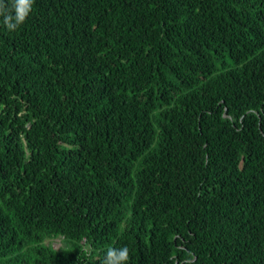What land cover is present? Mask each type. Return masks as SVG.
Segmentation results:
<instances>
[{"label":"trees","instance_id":"1","mask_svg":"<svg viewBox=\"0 0 264 264\" xmlns=\"http://www.w3.org/2000/svg\"><path fill=\"white\" fill-rule=\"evenodd\" d=\"M124 246L129 264H264V0L0 16V264Z\"/></svg>","mask_w":264,"mask_h":264},{"label":"clouds","instance_id":"2","mask_svg":"<svg viewBox=\"0 0 264 264\" xmlns=\"http://www.w3.org/2000/svg\"><path fill=\"white\" fill-rule=\"evenodd\" d=\"M35 0H11V10L0 0V16L9 31H15L28 19ZM14 13V15H13ZM130 252L127 246L122 248L108 247L102 264H129Z\"/></svg>","mask_w":264,"mask_h":264},{"label":"rangeland","instance_id":"3","mask_svg":"<svg viewBox=\"0 0 264 264\" xmlns=\"http://www.w3.org/2000/svg\"><path fill=\"white\" fill-rule=\"evenodd\" d=\"M50 243H51L53 248L59 249L62 246L63 241H62V239H55L52 242L51 241L47 242V244H50Z\"/></svg>","mask_w":264,"mask_h":264}]
</instances>
